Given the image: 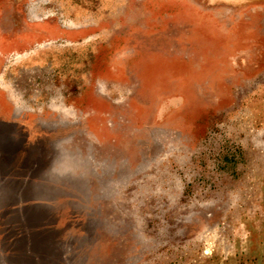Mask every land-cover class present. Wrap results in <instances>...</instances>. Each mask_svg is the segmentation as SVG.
<instances>
[{"label": "rangeland", "instance_id": "1", "mask_svg": "<svg viewBox=\"0 0 264 264\" xmlns=\"http://www.w3.org/2000/svg\"><path fill=\"white\" fill-rule=\"evenodd\" d=\"M0 52L69 264H264V0H0Z\"/></svg>", "mask_w": 264, "mask_h": 264}, {"label": "crops", "instance_id": "2", "mask_svg": "<svg viewBox=\"0 0 264 264\" xmlns=\"http://www.w3.org/2000/svg\"><path fill=\"white\" fill-rule=\"evenodd\" d=\"M3 85L1 66V106L10 103L8 95H3ZM0 109V215L17 217L16 224L2 225V262L69 264L73 247H81L88 237L99 238V231L96 230L94 237L88 212H76L71 206L61 208L57 205L58 201L71 198L72 193L67 189L70 182L41 179L40 155L32 157L30 175L19 173L24 168L26 152L35 144L31 142L28 129L20 122L19 112ZM45 189H48V197L44 195Z\"/></svg>", "mask_w": 264, "mask_h": 264}]
</instances>
